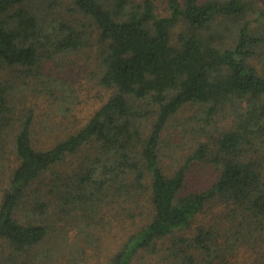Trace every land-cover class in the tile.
Wrapping results in <instances>:
<instances>
[{
    "label": "trees",
    "instance_id": "trees-1",
    "mask_svg": "<svg viewBox=\"0 0 264 264\" xmlns=\"http://www.w3.org/2000/svg\"><path fill=\"white\" fill-rule=\"evenodd\" d=\"M156 2L0 0V264L47 261L68 227L85 232L116 208L143 224L110 264H264L260 0H168L169 16ZM217 20L232 40L220 42ZM95 48L91 74L108 99L78 130L40 137L28 92L69 112L77 90L65 75H81ZM189 106L209 141L163 146ZM196 165L216 178L190 188Z\"/></svg>",
    "mask_w": 264,
    "mask_h": 264
},
{
    "label": "rangeland",
    "instance_id": "rangeland-1",
    "mask_svg": "<svg viewBox=\"0 0 264 264\" xmlns=\"http://www.w3.org/2000/svg\"><path fill=\"white\" fill-rule=\"evenodd\" d=\"M258 10H264V0H260L258 3ZM65 8L63 12H65ZM156 12L162 16H169L168 0H157ZM259 21L254 23L253 28L257 31H264V13H261ZM66 17L72 22L83 23L93 27V23L88 18L83 17L80 14H72L71 10H67ZM257 12H252L250 18H256ZM217 29L216 32H221L220 42H226L228 39L232 40V33H229V28H225L226 24L217 20L214 24ZM180 26L173 28L174 37L180 30ZM231 35V36H230ZM264 47V45H263ZM261 51V49H260ZM88 57L84 60H78V64L83 65L81 68V75H78L74 70L69 69V72L65 75L67 79H70L76 87L77 97L70 106L69 112L62 111L59 107V102L44 96L35 97L32 96V92H28L29 99L36 105L37 117L36 126L38 127L39 136L41 132H44L43 127H51L49 136L55 138V136L61 131H74L83 126L91 115L100 108L111 94L104 88L96 85V79L91 74V71L96 69V58L98 53L95 49H91L88 52ZM263 55V59L261 56ZM256 61V65L259 67L264 66V54L262 53ZM71 68V67H70ZM77 69V68H76ZM64 104L70 105L71 102L68 99H60ZM33 102H30L31 105ZM198 114L197 107H185L179 112L168 126V129L164 133L163 143L165 146L170 144L177 148H184L187 152L191 151L194 146L202 142H208L209 138L204 134L205 131L200 127L202 123L197 124L195 116ZM55 130V131H54ZM57 130V132H56ZM47 131V130H45ZM48 137V136H47ZM44 136V138H47ZM168 161V159H167ZM204 165V164H203ZM196 165L193 167L189 176V187L200 188L210 184L217 176L213 167ZM178 166V164L176 165ZM70 168L72 166L69 165ZM212 212V211H211ZM209 211L204 218L210 220L212 214ZM101 221L96 226L87 229L85 232L79 230L76 227H68L70 229L68 240L62 245H58L49 257L47 261L40 264H72L71 261H78L80 264H110L111 257L119 249L122 241L131 233L137 231L143 224L139 220H130L128 218H122L121 212L118 208L114 211H106L102 214ZM146 220V219H145ZM144 220V221H145ZM200 222L198 220L194 227ZM82 222H73L72 225H81ZM74 228V229H71ZM194 230V229H193ZM76 235H80L76 237ZM159 258L149 257L144 258L145 264H157Z\"/></svg>",
    "mask_w": 264,
    "mask_h": 264
}]
</instances>
